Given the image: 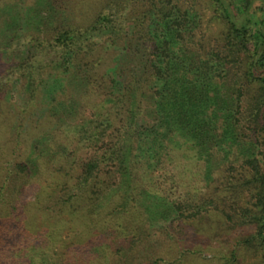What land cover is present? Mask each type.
Masks as SVG:
<instances>
[{
    "label": "trees",
    "instance_id": "obj_1",
    "mask_svg": "<svg viewBox=\"0 0 264 264\" xmlns=\"http://www.w3.org/2000/svg\"><path fill=\"white\" fill-rule=\"evenodd\" d=\"M198 1L29 6L31 43L54 56L48 68L21 62L11 70L24 82V117L9 129L24 128L34 146L23 151V130L13 131L17 143L7 139L0 154V264H164L169 241L152 231L156 220L209 211L236 234L233 260L248 247L264 264V0H209L222 25L212 39ZM17 4L0 0V11ZM9 83L0 81V97ZM0 112L8 123L10 111ZM73 125L91 128L86 144L60 138ZM57 173L45 194L43 180ZM168 181L179 197L166 196ZM115 192L120 237L128 252L140 246L129 263L123 247L116 258L95 249L58 257L20 236L43 200L54 208L86 199L94 212Z\"/></svg>",
    "mask_w": 264,
    "mask_h": 264
},
{
    "label": "rangeland",
    "instance_id": "obj_2",
    "mask_svg": "<svg viewBox=\"0 0 264 264\" xmlns=\"http://www.w3.org/2000/svg\"><path fill=\"white\" fill-rule=\"evenodd\" d=\"M7 1L13 4L17 2L19 5L17 4L13 10L3 6L0 11V69L8 71L0 76V81L2 83L8 81L11 85V90L8 89L7 94L4 91L0 97L3 99L0 100V107L9 110L11 116L7 123L4 119L5 114L0 112V154L7 139L9 146L17 143V141H12L13 131L18 132L24 129L16 127L15 130L14 128L9 129L14 119L15 125L18 126L17 118L24 117V114L20 113L21 105L24 103L20 83L24 82L19 72L15 73L11 70L21 62L48 68L54 56V53L49 51V47H36L31 43L33 32L28 21L33 13L29 10V6L34 3V0ZM198 3L205 37L212 39L219 34L222 25L217 20L214 7L209 0H199ZM13 115L15 117H12ZM27 124V120H24V127ZM26 131L28 132V129ZM91 132V128L86 132L84 127L73 125L64 128L60 133V138H67L71 147L74 148L86 144V139L91 136ZM23 138L29 147L26 143L21 147L23 151H29L32 145H30V140H27L28 135L25 136L24 130ZM184 148L178 149V155L185 157ZM16 159L21 160V154ZM59 178H62V173H57L55 180L51 178L43 180L47 188L45 194H51L54 188L56 189V181ZM172 185L170 181L165 183L164 193L170 198L179 197V193L174 192L175 188ZM122 186L123 191L120 192L125 193L127 184L125 186L123 182ZM116 194L115 192L104 196L102 206L94 212L86 206V199L71 201L62 207L54 208H48L43 200L26 218L25 226L20 229V236L29 245H40V248L47 246L50 255L58 257L70 251L71 253L79 250L87 252L95 249L109 258H116L120 253L118 248L123 247V255L129 263L133 257L132 252L138 251L140 246L131 245L132 250L128 252V243L120 237L117 227L122 223V217H120L122 209L111 212L112 204L117 205L122 201ZM186 215L181 219L172 216L167 220L161 219L160 224L158 220L154 223L152 231L157 232L158 235L162 234L163 240L169 241V249L167 248L163 255L166 259L164 264H257L260 262L262 254L254 248L241 247L234 260L230 257V251L235 246L236 234H232V231L221 225L218 221L219 212L209 211L189 218ZM138 221L141 223L140 217ZM145 224L142 225V230L147 227L146 221ZM141 234L144 239L143 236L146 233ZM27 244L26 246L29 247Z\"/></svg>",
    "mask_w": 264,
    "mask_h": 264
}]
</instances>
